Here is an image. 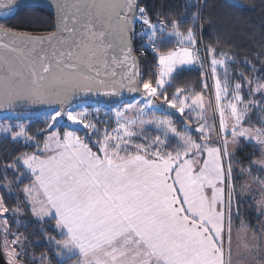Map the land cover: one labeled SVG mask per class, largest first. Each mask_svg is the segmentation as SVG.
I'll return each instance as SVG.
<instances>
[{"label":"snow or ice","instance_id":"obj_1","mask_svg":"<svg viewBox=\"0 0 264 264\" xmlns=\"http://www.w3.org/2000/svg\"><path fill=\"white\" fill-rule=\"evenodd\" d=\"M14 4L0 0L9 11ZM22 6L41 3L22 0ZM52 6L56 31L46 36L15 33L0 23V108L56 105L44 113L36 135L23 123L0 125L13 142L33 148L0 169V190L23 185L17 199L24 208L10 209L0 194L8 264H22L28 254L21 233H11L9 241L6 214L19 225L26 209L56 264H264V221L252 228L241 218L234 227L243 191L238 198L233 167L241 163L235 153L243 140L253 157L240 172L257 173L256 211L264 217V52L254 54L261 68L245 58L251 75L242 71L233 83L229 62L235 58L217 57L209 46L211 88L201 72L202 91L176 87L169 95L178 70L204 67L196 38L204 0H185L180 16L165 14L161 5L156 23L140 0H52ZM136 39L141 56L148 49L154 54L147 79L134 54ZM169 44L175 46L163 51ZM125 90L140 98L111 109L114 126L111 117L100 118V108L73 103ZM205 92L214 96V108ZM39 260L51 264L47 253Z\"/></svg>","mask_w":264,"mask_h":264},{"label":"trees","instance_id":"obj_2","mask_svg":"<svg viewBox=\"0 0 264 264\" xmlns=\"http://www.w3.org/2000/svg\"><path fill=\"white\" fill-rule=\"evenodd\" d=\"M234 2L238 4L235 8L231 6ZM140 3L147 7L153 23H156V12L161 8V5H163L165 14L172 12L180 16L184 11L185 0H140ZM202 16L204 19L197 22L196 25V37L200 33L204 43L214 47L217 55L228 53L235 58V62H229L233 83L237 74L242 71L251 75L249 66L244 63L245 58L256 64L258 68H261L260 62L256 60L254 54L264 52V0H204ZM206 18H211L212 22L208 23ZM184 19L187 20L188 17L185 16ZM0 23H3L11 31L32 35H44L53 31V16L44 10L36 8L25 9L18 13L14 19ZM173 45H166L162 50L168 51ZM134 48L139 59L140 71L144 74L143 78L147 79L148 74L152 72L154 58L146 53L141 56L140 51L135 46ZM219 72L220 78L223 80V69H219ZM261 72L264 73V68H261ZM175 75L176 80L169 89V95L176 87H184L188 92L193 89L197 92L203 90L201 73L196 68L178 70ZM99 116L105 120L109 119L107 114ZM252 119L256 120L257 116L253 115ZM112 121L114 126V119ZM192 127L195 128L194 125ZM251 149L252 147L248 144L243 146L242 150L238 151L237 154L243 158ZM32 150V147L22 142H13L8 138L1 139L0 169L3 168L6 162H11L14 156L19 155L21 152H30ZM0 173L3 174L2 171ZM27 182L25 181V183ZM22 187L23 185L21 184L19 188ZM19 188L14 187L12 194L0 190V194L4 195L6 204L10 209L18 204L21 208H24V205L17 199V197L20 200L23 199V193ZM25 217L24 214L19 216L18 225L16 223L17 217L7 215L9 232L22 234L21 240L23 241L24 251L28 254L23 259L22 264H32L33 260L40 264L39 258L45 253L49 255L51 264H56L54 252L49 251L45 239L40 234V226L34 221H25ZM14 218L16 219L14 220ZM47 227L52 235H56L55 231L52 230L54 225L49 224ZM1 236L2 234L0 233V240Z\"/></svg>","mask_w":264,"mask_h":264},{"label":"rangeland","instance_id":"obj_3","mask_svg":"<svg viewBox=\"0 0 264 264\" xmlns=\"http://www.w3.org/2000/svg\"><path fill=\"white\" fill-rule=\"evenodd\" d=\"M215 55L217 57L220 56V54L217 55L216 52H215ZM190 68H196V66H192ZM202 84H203V81H202ZM212 84H213V80H212L211 86H212ZM204 95H205L206 104H207L208 99L211 98L212 99L211 107L214 108V105H215L214 96H211L209 92H205ZM137 99H139V98H137ZM130 101H132V100H128L126 102L119 103V104H116V105H110V106L92 104V103H78V104H85L88 107H98V108L101 109V112H100L99 115L107 114V116L109 118L111 117L112 119H114V116H113V114L111 112V109L113 107H117V106L122 107L123 104H125L127 102H130ZM46 112L47 111H42V112H39V113H7V114H0V125H6L7 124V125H11V126L15 127L17 124L23 123L25 125V127H26V131H27L28 134L36 135L40 131V129L42 127H44L43 115ZM159 114L160 113H158V115ZM93 115H95V113ZM208 115H209V119L211 121V117H212L213 113L209 112ZM68 123L69 122H67L66 120L62 122V124H68ZM193 125H195V123ZM71 127H76V126L72 125ZM178 127H179V125H178ZM217 127H218V118H217ZM63 130H64L63 127L59 128V131L61 133L63 132ZM49 131H51V130H49ZM82 134H83V131H82ZM5 138H8L10 141H12L10 133L0 132V140L1 139H5ZM20 142L25 144L23 142V140H21ZM246 145H248V143H246V142H244L242 140L240 147H238V149L236 150V153H235V159L241 161L240 164H234L233 165V167L235 169V183H236V186H237L238 198H240L241 192L243 191V198L240 199V205H239L241 217H244L243 219H245L246 222L252 228H258L259 227V222L264 221V217H258L257 211H256L255 201L260 198V193H259V184L253 182V177H255L257 175V173L255 171H253L251 176H248V175L242 174L240 172L241 167H245V168L248 167V165L250 163V158L253 157V148L243 158L238 156V154H237L238 151L242 150V147L246 146ZM255 155H256V157H258L259 153H256ZM2 176H3V174L0 173V178H2ZM9 179H12L11 172L9 174ZM246 183L250 185V188L242 190L241 186L246 184ZM12 192H11V194H12ZM6 215H10V217H12L11 213L6 214ZM24 215L26 216L25 217V221H27V222H33L34 221L32 219V217H31L30 211H28L27 209L25 210ZM241 217H240V219H241ZM237 218L239 219V217H237ZM15 219L16 218H14V220ZM1 234H2V236H1V247H2V251H3V233H1ZM12 238L13 237L11 236V232H9V241ZM234 252H235V244H234ZM3 254H4V251H3ZM4 256H5V254H4ZM5 258L7 259L6 256H5Z\"/></svg>","mask_w":264,"mask_h":264},{"label":"water","instance_id":"obj_4","mask_svg":"<svg viewBox=\"0 0 264 264\" xmlns=\"http://www.w3.org/2000/svg\"><path fill=\"white\" fill-rule=\"evenodd\" d=\"M6 3L7 0H4ZM41 6L36 8V9H41L53 16V31H56L55 24H56V10L52 6V0H40ZM29 9L28 7H23L22 6V0H15V4L13 5V9L9 11L8 8H0V22H8L14 17L20 13L21 11ZM8 12V15L5 16L4 13ZM11 31V30H10ZM15 32V31H12ZM15 33H20V32H15ZM28 34V33H27ZM49 34V33H48ZM48 34L44 35H32L29 34L33 37H40V36H46ZM136 55V53H134ZM137 56V55H136ZM138 59V57H137ZM139 60V59H138ZM140 64V63H139ZM119 71V69H117ZM133 97L140 98L139 94L137 93H129L128 91H123L122 95L119 97H105V96H86V97H81L79 99H76L73 101L74 104L78 103H92V104H99V105H116L119 103L126 102L128 100H133ZM159 103V102H157ZM50 107H56V105H47V104H36V105H24L20 110H17L13 112L11 109H5V108H0V114H7V113H39L42 111H48ZM166 108V106H164ZM173 112L174 118L179 119L180 121H183L184 117H180L179 113H175L174 110H168ZM0 264H8L7 259L5 258L2 247H1V240H0Z\"/></svg>","mask_w":264,"mask_h":264},{"label":"built area","instance_id":"obj_5","mask_svg":"<svg viewBox=\"0 0 264 264\" xmlns=\"http://www.w3.org/2000/svg\"><path fill=\"white\" fill-rule=\"evenodd\" d=\"M137 30H139V27H138ZM197 42H198L197 47H198V49H199V55H200V58H201V60L204 61V67L201 68L200 66L196 65V69L199 70L200 73H201V72H205V73L207 74V77H206V79H207V83H208L209 87L211 88L212 74H211V68H210V66H209V58H208V56H207V49H208L209 46H211V45H207V44L204 43V41H203V39H202L200 33H199L198 36H197ZM140 45H141V41H140V39H136V40L134 41V46L136 47V49H137L138 51H140ZM174 46H175V45H174ZM211 47H212V46H211ZM213 48H214V47H213ZM145 53L148 54V55H150V56H152V57L154 58V54L152 53V51H151L150 49H148ZM153 70H154V66H153ZM153 70H152V71H153Z\"/></svg>","mask_w":264,"mask_h":264},{"label":"crops","instance_id":"obj_6","mask_svg":"<svg viewBox=\"0 0 264 264\" xmlns=\"http://www.w3.org/2000/svg\"><path fill=\"white\" fill-rule=\"evenodd\" d=\"M194 126L196 127V125H194ZM241 218H244V217H241ZM239 225H240V217H239V219L237 218V219L235 220V222H234V227H235V228H238ZM249 235H250V233H249ZM235 236H236V233H235V231H234V233H233L234 244H235Z\"/></svg>","mask_w":264,"mask_h":264}]
</instances>
